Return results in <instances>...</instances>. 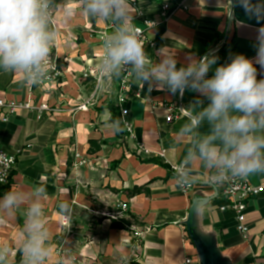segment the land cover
Segmentation results:
<instances>
[{
	"label": "crops",
	"instance_id": "obj_1",
	"mask_svg": "<svg viewBox=\"0 0 264 264\" xmlns=\"http://www.w3.org/2000/svg\"><path fill=\"white\" fill-rule=\"evenodd\" d=\"M138 1L158 23L148 32L155 46L145 49L153 62L159 61L161 49L176 55L177 67L188 55L199 59L214 53L218 60L210 78L216 66L236 54L256 56L254 43L264 20L249 18L243 8H232L230 0H166L173 9L165 22L159 16L163 0ZM56 3L79 7L78 0ZM135 23L143 27L137 17ZM57 27L51 57L57 60L59 77H52L50 68L46 79L33 85L18 74L0 71V97L32 107L18 109L8 122L2 121L6 110H0V145L17 159L11 185L0 194L44 186L52 246L61 257L74 258L72 264H185L188 257L194 264H257L264 257V191L248 203L245 240L235 215L219 210L225 200L214 196L203 169H198L200 179L187 195L175 183L172 165L187 149L177 132L187 117L168 123L164 105L186 108L199 94L186 90L179 100L178 94L154 88L152 102L126 104L134 136H125L123 127L114 134L106 124L118 119L110 108L111 104L118 108V81L95 98L96 81L85 77L96 71L101 37L112 25L77 15ZM256 67L257 79L264 78V69ZM131 82L148 94L147 84L133 77ZM199 98L206 106L208 101ZM83 105L87 109H80ZM42 106L47 110L40 113ZM200 131L206 133L208 125ZM139 144L149 152L140 151ZM162 151L164 159L159 156ZM246 179L264 186V174ZM117 202L126 203L128 211L121 212ZM60 203L68 205L67 218L59 214ZM25 211L21 207L10 224L0 226V242L12 245L14 264H22L15 233L23 225ZM137 233H143L142 238L137 239Z\"/></svg>",
	"mask_w": 264,
	"mask_h": 264
},
{
	"label": "clouds",
	"instance_id": "obj_2",
	"mask_svg": "<svg viewBox=\"0 0 264 264\" xmlns=\"http://www.w3.org/2000/svg\"><path fill=\"white\" fill-rule=\"evenodd\" d=\"M79 7H61L56 0H0V71L15 73L25 83L39 85L51 68L53 47L59 37L58 23L67 24L77 15L112 29L103 33L100 54L95 65L96 90L102 92L123 74L149 90H167L183 96L186 90L199 97L189 104L188 117L177 139L187 145L175 169V183L180 188L195 185L204 170L206 183L221 186L234 178L264 174V78L257 79V67L264 69V27L258 29L254 47L256 56L249 59L236 54L230 62L216 66L218 57L209 53L197 59L186 56L177 67L175 54L158 53L153 62L146 54L142 33L135 23L141 10L135 0H78ZM249 18L264 20V0H230ZM152 23V22H151ZM182 107L181 110L186 109ZM208 131L202 133V125ZM114 134L123 131L120 119L106 124ZM44 186L29 190L10 189L0 196V226L10 224L18 209L26 207L24 222L15 233V245L22 264H72L74 258L61 257L52 246V233L46 220ZM59 214L67 218L69 208L60 203ZM14 250L0 242V264H14Z\"/></svg>",
	"mask_w": 264,
	"mask_h": 264
},
{
	"label": "built area",
	"instance_id": "obj_3",
	"mask_svg": "<svg viewBox=\"0 0 264 264\" xmlns=\"http://www.w3.org/2000/svg\"><path fill=\"white\" fill-rule=\"evenodd\" d=\"M134 7H137L141 10V14L137 15L136 17L141 20L143 27H139L142 33V43L144 45V49L153 48L155 44L148 39V32L154 29L157 26V21L148 16L143 8L140 6L138 0H135ZM173 7L172 4L166 0H163L161 3V11L159 13L160 19L165 22L171 16V11ZM152 22V23H151ZM51 70L53 71L52 77L57 78L60 76V72L58 71L57 67V60L51 57ZM92 76L96 81V71H91L86 73L85 77ZM46 79V78H45ZM44 79V80H45ZM132 75L131 73H125L118 81V94H117V106L120 111L121 120L124 125V128L127 132L128 137L132 138L134 136V130L132 124L127 120L129 115V110L126 108V104L129 103L131 100H144L148 102H152V94L155 89L148 90V94L145 95L141 89L134 88L132 85ZM96 87L94 92V97L98 96ZM179 100L182 98L178 94ZM182 106L178 104H170L164 105V109L166 111V121L168 123H173L175 120L188 117V111L181 110ZM18 109H32V107L26 104H20L12 101H6L0 97V110H6L5 115L2 118L3 122H8L10 115L14 114ZM80 109L85 110L87 109V105H83ZM47 110L46 106H42L37 111L40 113ZM138 148L140 151L148 153L149 151L145 149L144 145L139 144ZM166 151H162L159 155L162 159L165 158ZM17 164V159L15 156L7 153L0 145V190L5 191L11 185V179L13 172L15 170ZM178 165V164H177ZM177 165H172V170L175 173V169ZM213 191L214 196L216 198H222L225 200V204L222 205L219 210L221 212H232L237 221V230L243 236L245 240L248 239V232L249 228L246 224V212L248 210V203L253 198L257 197L264 191V186H254L250 184L246 178H234L226 181L221 186H212L206 183ZM197 185L188 186L185 188H180V191L184 194H188L194 187ZM121 212L128 211V205L124 202H117L116 206ZM120 212V213H121ZM118 213L117 215H119ZM143 233H137L136 238H142ZM139 242V241H138ZM185 264H194L192 258L188 257L185 260ZM257 264H264V257L258 259Z\"/></svg>",
	"mask_w": 264,
	"mask_h": 264
},
{
	"label": "trees",
	"instance_id": "obj_4",
	"mask_svg": "<svg viewBox=\"0 0 264 264\" xmlns=\"http://www.w3.org/2000/svg\"><path fill=\"white\" fill-rule=\"evenodd\" d=\"M110 108H111V110H112L114 116H117L118 119H120V121H121V127L124 128V125H123L122 120H121V115H120V111H119V109L116 107L115 104H111V105H110ZM124 129H125V128H124ZM124 135L126 136V135H127V132L124 133ZM115 164L117 165V163H115ZM3 194H4V193H3ZM3 194H0V195L2 196Z\"/></svg>",
	"mask_w": 264,
	"mask_h": 264
}]
</instances>
